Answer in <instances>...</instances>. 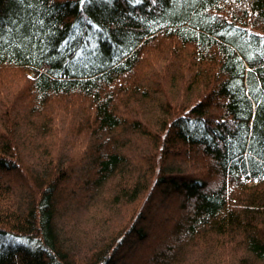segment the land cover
Returning a JSON list of instances; mask_svg holds the SVG:
<instances>
[{
  "label": "trees",
  "instance_id": "1",
  "mask_svg": "<svg viewBox=\"0 0 264 264\" xmlns=\"http://www.w3.org/2000/svg\"><path fill=\"white\" fill-rule=\"evenodd\" d=\"M0 264H264V0H0Z\"/></svg>",
  "mask_w": 264,
  "mask_h": 264
},
{
  "label": "rangeland",
  "instance_id": "2",
  "mask_svg": "<svg viewBox=\"0 0 264 264\" xmlns=\"http://www.w3.org/2000/svg\"><path fill=\"white\" fill-rule=\"evenodd\" d=\"M20 83V81H16L15 83H13V84H15V86H19L18 84ZM167 88H168V86H166ZM170 91L168 92L169 94H170V96L172 95L173 96V93H172V91H171V89H169ZM138 137V136H137ZM141 139H143V138H138V140H141ZM58 138H54L53 139V141H55L56 143V145H55V148L56 147H58L61 143H58ZM61 146V145H60ZM149 146V145H148ZM51 148H53L52 146H51ZM149 148L147 149V152H149ZM156 151H155V148L154 149H152V155H154V153H155ZM150 153V152H149ZM159 208V207H158ZM160 209V208H159ZM159 209L158 210H153V212L151 213H149V215H150V219H148V222H146L145 224H147V223H150V225L152 226V229L154 228L155 229V231L157 230V228H159L160 226V223L162 224V222H163V226L168 222V220H169V215H163L162 213H160V211H159ZM176 211L175 210H172V215H176V213H175ZM89 221H87V223H88ZM159 224V225H158ZM159 226V227H158ZM163 229V228H162ZM159 230H161V227L159 228ZM153 230L151 231V236H153ZM164 241V243L165 244H167L168 242H167V240L165 239V240H163ZM161 250V249H163V247H160V248H156V250ZM139 256V255H138ZM138 256H136V257H138Z\"/></svg>",
  "mask_w": 264,
  "mask_h": 264
}]
</instances>
